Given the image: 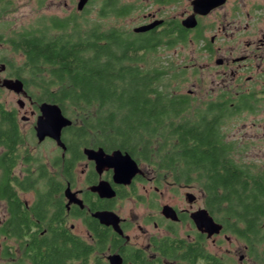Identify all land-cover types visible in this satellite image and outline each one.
Instances as JSON below:
<instances>
[{
	"label": "trees",
	"instance_id": "1",
	"mask_svg": "<svg viewBox=\"0 0 264 264\" xmlns=\"http://www.w3.org/2000/svg\"><path fill=\"white\" fill-rule=\"evenodd\" d=\"M97 4L98 19L118 21L135 9L119 0ZM87 14L41 16L4 40L22 58V65L12 63L11 67L33 100L59 106L72 122L62 135L67 155L72 156L63 158L67 163L63 183L46 177L44 205L35 209L37 220L42 215L45 221L41 225L46 232L40 241L45 249L43 253L35 250L31 261L88 264L93 256V264H105L100 255L111 238L108 229L86 218L96 239L90 246L71 231L64 205L52 204V195L62 193L64 183L73 180L69 172L75 161L83 159L82 150L90 147L126 153L152 167L158 179L170 177L175 184H197L213 219L247 247L248 258L264 264V172H254L252 163L234 157L236 143L226 142L221 130L228 117L202 114L201 108H191L188 95L175 93L185 72L149 64L150 55L186 43L187 35L163 30L138 40L121 27L105 29L100 21L90 22ZM21 219L25 220L24 216ZM17 226V232L22 233L27 225L18 222ZM174 235H179L176 225ZM195 235L194 244L175 238L157 243L154 250L164 259L174 258L183 264H223L208 254L205 236ZM113 237L112 251L121 249ZM120 253L124 264H161L146 258L141 249L128 247Z\"/></svg>",
	"mask_w": 264,
	"mask_h": 264
},
{
	"label": "flooded vegetation",
	"instance_id": "2",
	"mask_svg": "<svg viewBox=\"0 0 264 264\" xmlns=\"http://www.w3.org/2000/svg\"><path fill=\"white\" fill-rule=\"evenodd\" d=\"M16 1L0 0V14L7 13ZM39 1L43 2L45 0ZM62 1L64 5H75V12L72 11L73 9H70V15L65 16L68 17L87 14L90 9L94 8V3L97 4L105 0H88L81 11L77 9L79 0ZM119 1L122 5H133L135 7L134 11L137 8L135 5L139 7L144 5V12L146 11V13L143 14V17L146 19V23L135 28L146 27L152 23L161 22V24L145 32L135 33L133 31L135 28H133L131 33L137 36L153 35L166 30L171 34L173 32L185 34L189 38L190 43L199 44V47H201L202 114L226 116L228 118L245 114L264 116V0ZM195 4H199L200 12H195ZM189 18H193L196 21L194 28L183 26V21ZM196 37H199V39ZM180 44L182 43L177 45ZM11 66V61L0 60V263L6 261L9 264H34L31 261V255L35 250L42 252L45 249V246L40 241L46 232V228L41 225L45 221L42 219V215H39L37 220L35 217L37 211L35 209L39 210L44 205L46 177L53 178L55 181L58 180L60 184L63 183V168L66 163L63 162V158L68 155L66 148L65 152H63L62 148L51 138L46 137L43 141H38L36 127L37 121L41 116L40 105L42 103L33 100L27 92L24 83L14 75V70ZM4 80H20L23 84L24 92L16 94L8 90L2 86ZM3 92L17 97V107L12 104V107H8V103L1 98V93ZM20 97L23 99H19ZM26 103L31 106L30 111L27 109ZM22 124H29L28 130H30L33 138V144L23 134ZM5 131L9 132L7 137L1 136V133ZM47 143L54 145L56 149V152L54 151L53 155L48 157L44 155L43 151V153H40L41 147ZM89 149L98 150L100 148L94 149L89 147ZM104 152L111 154L113 151ZM82 156L83 159L75 161L74 166L69 172L73 180L64 183L65 189L62 193L57 192L52 195L53 205L56 202L64 205L67 216L66 223L68 224L69 220L72 219L79 220L85 227L89 240H84L75 234L72 231L73 226L68 225L71 231L90 246H94L96 239L89 230V224L85 223V219L88 218L90 223H97L99 226L108 229L111 238L108 240L107 249L100 255L101 261L105 264H109L108 259L112 255L119 256L121 264H124V258L120 250L128 247L141 249L145 253L146 258L155 260L161 264H183V262L174 258L164 259L162 254L154 249H156L157 243L175 238L184 239L187 243L194 244L197 239L195 233L199 232L190 219V214L201 208L189 212L188 210L178 211V209L172 207L178 217V220L174 222L162 215V208L169 206L163 205L159 209V223L161 227L157 225V221H152L150 216H147L144 221V224L153 223L162 231L163 235H151L146 248L134 246L130 243L128 236L133 223L127 221L125 217H121L117 207L121 201L130 197L140 203L145 202V199L141 194H138V189L136 188L137 183L144 182V173L137 174L129 185L117 184L113 180L112 169L104 168L101 173H98L95 169V163L87 160L83 154V150ZM68 157L69 159L72 158V156ZM81 163H85L86 169V171L82 172H85L84 189L73 192L71 188L75 187L76 170ZM136 163L139 169L140 165H145L137 161ZM100 183L108 185L115 195L111 198L100 197L97 192L92 191V188L98 186ZM67 188L74 194L73 197L75 199L69 205V200L65 197V190ZM155 190L157 191V188ZM195 201L196 197L192 203H189L191 207ZM145 205L149 209L157 208L152 200L149 201V204ZM17 207L19 210L15 213ZM40 211L42 212V210ZM98 212L113 214L116 218V223H118L122 231V235H119L112 226L100 224L93 217ZM21 216H24L25 220L20 221L22 220ZM18 222H23L27 225L24 226L25 228L22 233L17 232ZM10 223L12 224L10 225ZM180 223L191 224L192 228H194L193 237L189 234L186 238L174 235V226ZM5 226L8 229H4L3 227ZM221 226L222 230L220 233L212 238L219 237L228 240L229 237H232L236 239L229 232H226L227 230H225L223 224ZM20 234L22 235L19 236ZM199 234L201 235V233ZM113 236L121 243V249H114L112 251L111 240L114 238ZM36 237L38 238L36 239ZM243 249L245 255H247V247L244 244ZM208 254L218 258L223 264H231L225 258L210 252ZM248 259L251 263L255 264L250 258ZM242 260L243 258H240V261ZM88 264H93V256L90 258ZM127 264L133 263L128 262Z\"/></svg>",
	"mask_w": 264,
	"mask_h": 264
},
{
	"label": "rangeland",
	"instance_id": "3",
	"mask_svg": "<svg viewBox=\"0 0 264 264\" xmlns=\"http://www.w3.org/2000/svg\"><path fill=\"white\" fill-rule=\"evenodd\" d=\"M94 8L88 11L86 15L90 22L100 21L103 28L107 29L111 26H118L125 30L131 31L133 28L141 26L146 23L143 17L144 5L137 8L129 16L121 20L115 18L98 19L97 10L98 4L94 3ZM97 6V9L96 7ZM142 8V9H141ZM75 12V5H64L62 0H17L7 13L0 14V60L11 61L16 67L22 65V58L15 55L11 48L4 43V40L23 29L35 24L41 17L58 16L65 17L70 15L69 11ZM148 11V10H147ZM147 35L134 37L141 40ZM149 64H163L173 69L177 73L185 72L183 81L178 86L177 94L188 95L192 99L191 108H201V47L199 44H192L188 41L185 44L176 45L171 49L161 48L148 57ZM3 101L8 103V107L14 105L17 107V97L9 93H1ZM19 99H23L20 97ZM12 104V105H11ZM27 109L30 111L31 106L26 103ZM30 107V108H29ZM191 109V110H192ZM193 111L190 112L191 116ZM188 116V117H189ZM29 124H22L23 134L27 140L32 143V136L30 133ZM225 135L226 142H235L236 150L234 157L241 160L243 163H252L255 166L254 172H264V116L263 115H239L230 117L224 120V125L221 128ZM55 146L47 143L42 146L40 153L44 152L45 156L53 155ZM43 151V152H42ZM56 152V151H55ZM140 169L144 173V182L137 183L136 188L138 194H141L145 199L144 203H140L134 198H125L117 207L121 217H125L127 221L133 223L132 229L128 232L130 243L134 246L146 248L148 239L151 235L161 236L162 231L159 230L153 223L144 224L145 218L150 216L152 221L159 223L160 210L163 205H169L178 211L188 210L195 211L199 208H204V195L200 187L195 184H175L170 177L157 178L155 170L146 165H140ZM85 163H81L76 170V184L71 188L73 192L84 189V173ZM157 188V191L155 190ZM190 193L196 197L193 206L188 203L185 194ZM152 200L157 208H148L145 204H149ZM137 201V202H136ZM69 226H73V232L84 240H89L85 227L79 220H69ZM158 229V230H157ZM176 231L182 238L187 235H194V228L190 223H180L176 225ZM229 237V236H228ZM205 249L217 256L227 259L231 264H253L245 255L243 244L229 237L228 240L223 238L207 239L204 243ZM240 258H243L240 261ZM0 264H9L8 262H1Z\"/></svg>",
	"mask_w": 264,
	"mask_h": 264
},
{
	"label": "water",
	"instance_id": "4",
	"mask_svg": "<svg viewBox=\"0 0 264 264\" xmlns=\"http://www.w3.org/2000/svg\"><path fill=\"white\" fill-rule=\"evenodd\" d=\"M88 0H79L77 4L78 11H81ZM195 12H200L199 4L194 5ZM161 24L155 22L146 27L135 28V33L145 32ZM183 26L186 28H194L196 21L193 18L183 21ZM4 68V67H3ZM2 86L16 94L23 93V84L20 80H4ZM41 116L37 121L36 137L39 142L43 141L46 137L53 139L57 145L65 152V146L61 139L62 130L72 125L71 120L62 114L59 106L50 103H42L40 105ZM83 154L87 160L95 163V169L101 173L104 168L113 170V180L117 184L129 185L132 179L142 171L138 168L136 161L128 154L122 153L118 150L113 151L111 154H106L102 149L93 150L89 148L83 149ZM92 191L97 192L100 197L111 198L115 193L105 183H100L98 186L92 188ZM74 194L67 188L65 190V197L69 200L68 205L74 202ZM188 203L195 200V196L187 193L185 195ZM81 203V201H79ZM162 215L174 222L178 220L175 210L170 206L162 208ZM100 224L104 226H112L113 229L122 235V231L118 226L115 216L107 212H98L93 215ZM190 219L193 221L196 230L205 235L207 239L218 235L222 230L221 224L217 223L213 217L204 208L197 210L190 214ZM115 220V221H114ZM109 264H121V258L117 255L109 257Z\"/></svg>",
	"mask_w": 264,
	"mask_h": 264
}]
</instances>
